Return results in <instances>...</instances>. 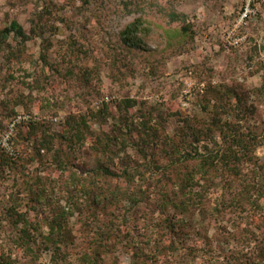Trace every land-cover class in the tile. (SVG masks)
<instances>
[{
  "label": "rangeland",
  "instance_id": "obj_1",
  "mask_svg": "<svg viewBox=\"0 0 264 264\" xmlns=\"http://www.w3.org/2000/svg\"><path fill=\"white\" fill-rule=\"evenodd\" d=\"M250 9L0 0V139L14 117H37L0 151V264H136L122 246L149 253L159 239L192 244L194 264H264L253 260L264 244V1ZM13 21L25 39L4 32ZM134 23L137 47L122 36ZM197 171L207 197L183 226L160 191Z\"/></svg>",
  "mask_w": 264,
  "mask_h": 264
},
{
  "label": "trees",
  "instance_id": "obj_2",
  "mask_svg": "<svg viewBox=\"0 0 264 264\" xmlns=\"http://www.w3.org/2000/svg\"><path fill=\"white\" fill-rule=\"evenodd\" d=\"M139 25L137 23H134L130 25L126 31L123 33V38L128 42L130 46L137 47L139 46L138 42L136 41V38H133V34L138 30ZM4 32L9 33H15L17 36H20L22 38H26L27 34L25 33L23 27L17 22L13 21L8 27L4 29ZM132 36V37H131ZM3 152L2 150H0ZM5 153V152H4ZM194 160L199 161L198 157H194ZM105 174H109L110 176L114 177L116 173L110 171L108 168L102 167V170ZM198 171L197 173H191L188 175L186 179H183L185 184L184 186L181 185L179 187V191H174V195L169 194L166 189L160 191L161 198H160V207L163 212H167L169 214H172L175 221L177 223H180L182 221H185L187 216H191L193 219L198 218L199 213L196 212V210L199 211L201 208L202 202L206 199L207 195L204 194V190L202 188H199L198 191L195 189L196 184L199 181L198 178ZM200 176V175H199ZM203 177V174H201L200 178ZM207 192V190H206ZM128 192H124V195H127ZM139 196L138 192L132 193V197H129L130 199H134V201H138L137 197ZM134 197V198H133ZM100 196L98 193L94 192L93 196V202L94 205H99V203H95L97 199H99ZM195 210V212H194ZM177 213H180L182 217H184V220H176ZM172 217V221L166 223V226H171L172 223L173 227L177 224ZM25 227L21 229L22 236H26L25 233H27L28 228V221L25 220ZM193 222V221H192ZM191 222V223H192ZM183 223V222H182ZM49 230L47 234L44 236L43 241H46L48 243L53 244L55 240H57V230L59 227L56 225L55 222L50 221L48 223ZM180 226V225H179ZM184 226V223H183ZM194 239L193 242L198 243L201 238L199 236L197 237L194 233ZM191 240V239H190ZM149 242V240H147ZM187 241V240H186ZM185 242V241H184ZM49 244V246L51 245ZM177 242L169 241L166 242V239H159L157 241V244L154 245V250L149 253H144V249H138L136 247L128 246L126 244L122 246L123 249L126 250V254L130 255L133 260H135L136 264H139V261L137 260H143V264H194L198 258V254L196 251H194V247L192 244L188 247H183V249H180L178 247H173V245H176ZM179 244V243H178ZM249 252L247 251L245 253V256H247ZM244 254V253H243ZM254 251H252L248 256H253ZM84 259L91 260L92 257H90L89 253H85ZM263 259L264 260V244H262L261 247H258L257 254L253 257L254 261H257L256 259Z\"/></svg>",
  "mask_w": 264,
  "mask_h": 264
},
{
  "label": "built area",
  "instance_id": "obj_3",
  "mask_svg": "<svg viewBox=\"0 0 264 264\" xmlns=\"http://www.w3.org/2000/svg\"><path fill=\"white\" fill-rule=\"evenodd\" d=\"M256 1H264V0H246V14L251 11V6L253 2ZM240 41V39H239ZM35 114H27V115H18L14 117L8 124V131L4 134V137L0 139V150L5 152H11L12 150V143H13V136L15 133V130L17 129V126L21 121H28L36 119Z\"/></svg>",
  "mask_w": 264,
  "mask_h": 264
}]
</instances>
